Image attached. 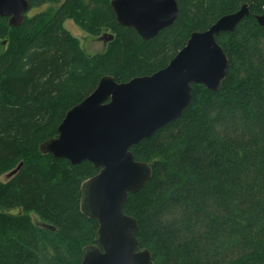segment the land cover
<instances>
[{
	"label": "trees",
	"instance_id": "trees-1",
	"mask_svg": "<svg viewBox=\"0 0 264 264\" xmlns=\"http://www.w3.org/2000/svg\"><path fill=\"white\" fill-rule=\"evenodd\" d=\"M26 1L29 11L60 6L18 27L0 17V179L21 164L0 181V264H81L98 225L81 212L80 188L98 170L42 155L39 145L103 76L124 83L153 74L191 33L244 4L249 16L216 38L228 59L220 89L193 85L183 114L130 149L151 178L123 211L152 264H264V28L253 19L264 0H176L173 25L148 41L117 25L110 0ZM65 20L113 39L88 55Z\"/></svg>",
	"mask_w": 264,
	"mask_h": 264
},
{
	"label": "water",
	"instance_id": "water-1",
	"mask_svg": "<svg viewBox=\"0 0 264 264\" xmlns=\"http://www.w3.org/2000/svg\"><path fill=\"white\" fill-rule=\"evenodd\" d=\"M109 5L117 25L132 28L142 41L169 28L178 15L176 0H110ZM29 9L26 0H0V17L11 28L23 23ZM248 16L244 4L208 29L191 33L166 67L151 75L124 83L103 76L92 93L65 113L57 136L39 145L42 155L71 165L87 162L98 170L80 188L81 212L98 225L94 244L82 249L81 264H152L149 251L138 248L136 220L123 211L128 196L151 178V166L136 161L130 149L183 114L193 85L210 92L220 89L228 59L216 38L233 32ZM253 19L264 28V7ZM105 39L109 42L113 35L105 33L100 40Z\"/></svg>",
	"mask_w": 264,
	"mask_h": 264
},
{
	"label": "rangeland",
	"instance_id": "rangeland-1",
	"mask_svg": "<svg viewBox=\"0 0 264 264\" xmlns=\"http://www.w3.org/2000/svg\"><path fill=\"white\" fill-rule=\"evenodd\" d=\"M87 0H83V3H86ZM60 6V3L58 4H50V3H47L39 8H35L31 11H28L26 16L27 17H30L32 16L34 13H37V12H49V13H53L56 11V9ZM63 27L69 32V34L75 38L81 49L84 51V53L86 54H91V55H94V54H97V53H100V52H103L107 46V43L106 42L107 40H101L100 42L97 41L96 39H100L103 37V35L106 33V34H111L109 31H102L103 33H100L98 36H94V37H91L89 36L88 34L84 33L83 31L80 30V28L72 21V20H65L64 23H63ZM5 49V44L3 41H0V53L2 51H4ZM6 179V176H3L0 181H5ZM31 217V220L33 223L35 224H39V220H38V217L34 214H31L30 215Z\"/></svg>",
	"mask_w": 264,
	"mask_h": 264
},
{
	"label": "flooded vegetation",
	"instance_id": "flooded-vegetation-1",
	"mask_svg": "<svg viewBox=\"0 0 264 264\" xmlns=\"http://www.w3.org/2000/svg\"><path fill=\"white\" fill-rule=\"evenodd\" d=\"M7 22H8V20H7ZM96 40L99 41V42L101 41L100 39H96Z\"/></svg>",
	"mask_w": 264,
	"mask_h": 264
}]
</instances>
